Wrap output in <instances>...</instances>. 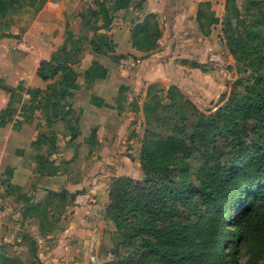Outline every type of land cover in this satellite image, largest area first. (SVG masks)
Listing matches in <instances>:
<instances>
[{
	"label": "trees",
	"instance_id": "obj_1",
	"mask_svg": "<svg viewBox=\"0 0 264 264\" xmlns=\"http://www.w3.org/2000/svg\"><path fill=\"white\" fill-rule=\"evenodd\" d=\"M108 1L103 0L100 10L93 14L97 19L101 18L103 24L94 28L91 39L71 50L66 49L65 42L51 60L41 63L38 76L49 82L45 90L26 88L23 84L10 87L0 79V88L10 95L7 107L0 114V126H5L14 116L16 105L25 92L30 98L22 105L24 121H33L36 113L41 112L49 123H66L72 139L79 135L78 129L70 128L68 124L70 111L67 110V100L78 87L80 74L75 65L79 62V53L84 45H89L95 54L112 56L113 43L99 30L110 27L112 11L129 7L132 0H115L112 7L107 6ZM247 1L250 5L255 3L254 0ZM260 1L261 6L251 10L246 7L241 9L234 0H227L223 22V41L228 51L237 62L244 63L240 71L245 72L248 67H253V72L258 73L253 76V84L244 86L238 81L229 94L222 95V100L227 102L225 106L210 114L200 111L176 86H171L164 96L152 94L145 104L144 135L141 139L143 167L146 174L153 172L157 176L134 190L129 189L132 184L130 177L116 180L106 206L108 220L118 227L124 226L119 236L130 253L131 257L127 258L130 264H183L187 257L197 264H223L225 253L220 251L221 238L225 220L235 209L243 213L239 214V218L235 217L238 230L235 236H230L233 241L235 237H242L245 241L251 235L264 234V0ZM0 10L3 15L7 14L8 3L5 0H0ZM198 22L204 36L209 35L212 27L219 23L210 2L200 3ZM161 35L156 15H151L143 29L133 31L132 39L135 47L150 52L157 49ZM149 40L154 41L150 46L146 45ZM107 76L108 69L97 61L85 72L89 85ZM92 102L98 106L104 104L95 97ZM239 112L250 121L243 128L237 119ZM157 128H163L164 133L156 134ZM166 131L173 132L165 135ZM228 133L230 136H227ZM95 136L96 132L93 131L89 138L92 145L95 144L92 142ZM39 141L47 143L52 152L39 162L38 172L47 176L66 174V169H63L66 162L58 165L51 160V154L57 151L56 132L40 136ZM188 142L204 150L205 155L210 156L212 148H219L220 153L215 152V164L196 186L198 200L185 212L179 208V204L184 205L185 200L179 195V187L188 184V176L183 177L182 182H166V177H170L171 166L177 169L187 166L183 154H191L186 144ZM151 156L156 160H151ZM1 185L6 186L7 190L14 189L9 182H2ZM141 191H146L148 196L143 197ZM4 195L5 192L2 199ZM77 195V192L71 193L67 189L48 190L46 197L38 203L31 202L26 196H22V199L27 201L26 212L38 218L41 233L46 236L58 230L59 216L76 201ZM130 196L134 198L130 199ZM243 204L246 208L242 209ZM131 206L132 209L129 208ZM128 212L133 213V220L127 216ZM196 218L201 219V223H198L202 232L201 242H191L189 239L196 227ZM20 239L0 245V264H25L19 255L15 256L4 249L7 245L22 246L23 243L31 245L29 255L43 264L37 254L36 239L29 233H22ZM154 240L159 241V245L155 246L152 243ZM156 256L157 259L153 261ZM232 259L237 264V258L232 256Z\"/></svg>",
	"mask_w": 264,
	"mask_h": 264
},
{
	"label": "crops",
	"instance_id": "obj_2",
	"mask_svg": "<svg viewBox=\"0 0 264 264\" xmlns=\"http://www.w3.org/2000/svg\"><path fill=\"white\" fill-rule=\"evenodd\" d=\"M102 1L51 0L38 13L34 25L24 33L13 31L15 37L0 38V79L10 87L23 84L26 88L45 90L49 82L38 76L41 63L51 60L64 44L67 27L74 39L84 35L91 39L94 36L90 28L93 25L101 27L103 21L92 16L100 10ZM114 2L109 0L107 6L112 7ZM202 2H210L212 12L219 19L207 36L201 33L198 22ZM226 2L132 0L129 7L112 11L110 27L99 30L113 43L112 56L95 54L89 45H84L82 57L75 65L80 74L78 87L67 100V110L70 111L68 124L79 132L75 139H72L66 123H49L41 112L36 113L33 121H24L21 109L30 97L27 98L25 92L22 94L14 116L5 126H0V184L9 182L14 186L13 190L3 186L5 195L0 201V245L20 241L22 233H29L36 240L44 237L38 218L26 212L28 205L22 196L38 203L46 197L48 190L67 189L71 193L77 192V198L83 199L81 203L75 201L70 204L64 216L82 212V209L91 210L93 215L106 209L109 186L102 184V180L106 182L117 172L109 170L108 164L112 163L115 170L120 167L121 161L129 160L125 154L127 150L129 153L137 151L136 145L141 141L145 126L144 108L150 96H164L171 86H176L198 97V89L207 86L203 81H209L211 77L212 71L206 69L210 55H222L227 65L235 63L223 41ZM151 15H156L162 35L157 49L146 52L135 47L132 33L135 29H143ZM22 43L30 49L21 48ZM122 59L130 61V66L124 70L120 68ZM94 61L108 69V76L89 85L85 72ZM223 68L220 67L222 71ZM215 72L218 73V70ZM94 97L104 104L95 105L92 102ZM9 101L10 95L0 88V114ZM93 131L96 136L92 145L89 138ZM52 132H56L57 151L51 154V160L58 165L66 162L63 169L67 173L63 175L47 176L38 172L39 162L52 152L47 143L39 141L40 136ZM98 160L101 164H96ZM100 169L102 173L98 171ZM90 171H98L96 179H88ZM88 180L94 185L89 186ZM72 219L71 226L62 235L47 236L50 246H56L38 254L43 264H74L71 262L76 255L71 246L74 243L85 248L84 252L80 250L81 253L88 255L90 252L96 224L103 218H84L80 215ZM50 239H53L52 243ZM81 253L78 257H82Z\"/></svg>",
	"mask_w": 264,
	"mask_h": 264
},
{
	"label": "rangeland",
	"instance_id": "obj_3",
	"mask_svg": "<svg viewBox=\"0 0 264 264\" xmlns=\"http://www.w3.org/2000/svg\"><path fill=\"white\" fill-rule=\"evenodd\" d=\"M5 1L8 3V12L7 14L3 15L2 11L0 10V38L5 37L7 35H13V31L19 32L20 34L24 33L27 29H29L30 27H32V25H34L38 13L51 0H5ZM234 1L241 9L246 7L251 10L257 9L259 6H261L262 3L260 0H254L255 3L253 5H250L247 0H234ZM92 17L94 19H97L96 16H92ZM93 26L90 28L92 32L95 28V26L94 27ZM54 35L56 36L57 33H55ZM73 37L74 35L71 33V31H69L67 27L64 34V38H65L64 43L66 42L67 50L74 49L80 43H85L88 41V37H86L85 35L82 37L80 36L81 37L80 39H74ZM153 42H154L153 40L146 41V45L150 46ZM81 57H82V52L79 53V58ZM221 57L223 58V62L225 63L224 57L222 55ZM214 65L215 64L210 62L206 66L207 71H212L211 77L209 81H203L205 84H207V86H203L204 88L198 87L199 88L198 97L196 96V94L186 93L182 89H178L181 94L191 99L198 106L200 111H202L205 114H210L212 112L217 111L219 108L225 106L227 102L225 103V101L222 100V95L229 94L234 84L240 81L242 82V84H244V86L251 85L254 83L253 76L258 74L257 72H253L254 69L253 67H248V69L245 72H241L240 70L241 68H243L244 63L237 62L236 60L233 65H229V64L227 65L226 63L225 65L223 64L222 66L224 67L223 68L224 71H222L219 66L217 65L214 66ZM216 70H218V73L215 72ZM238 102L239 104L242 103L240 100ZM237 119L241 124V128H243L250 122L249 118L248 117L245 118V115L242 112H239L237 114ZM164 131L165 130L163 128L155 129L156 134L164 133ZM172 132L173 131H166L165 135L171 134ZM141 135L143 137L144 131ZM227 136H230V133H228ZM178 137H180V135ZM186 144L191 152L189 156L183 154L184 161L187 166L181 169H177L176 167L171 166L170 177H166V182H170V181L182 182L183 177L188 176L189 179L188 184H186L185 187H179V195L185 198L184 205H181L180 203L179 208H181L182 211L188 212V210H190V208L198 200V197L196 195V186L199 184L200 180H202L205 174H207L211 170V168L216 162L213 159V155L215 154V152L220 153V150L219 148L217 149L212 148L210 150L211 155L208 156L205 155L204 150H199L198 148L190 145L189 142ZM136 147H137L136 152L129 153L128 150L125 152V154L128 155L130 161L124 159V161L120 162L119 168L114 170L115 167L112 169V163L108 164L109 170H112L113 172L117 171L115 173V177H113V175L110 176L109 180L107 178L106 182L102 180V184L105 183V185L107 184L109 186L108 195L114 182L120 178L130 177L132 179V184L131 186H129L130 190H134L135 188H141L145 186L147 180L152 181L154 180V178H156L155 176L157 175L153 172L151 174L145 173L143 167L144 160L142 159L141 141L139 145L138 144L136 145ZM134 153L136 154L135 156L133 155ZM150 159L156 160V157L154 158V156L153 157L151 156ZM96 164H101V160H98ZM98 171L102 173L101 169ZM98 171L95 172L90 171L89 174L87 175L88 179L89 180L96 179L98 176ZM109 173L111 172L109 171ZM89 180L87 182L88 185L93 186L94 185L93 182H90ZM141 193L145 198L148 196L146 191H141ZM132 198H134V196H130V199ZM145 203L147 204V201ZM129 208L132 209V206ZM241 208L243 209L246 207L243 204ZM81 211L82 212H72L65 216L64 214L59 216V222L57 227L58 230L48 234L53 236L62 235L71 226L73 221L72 217L77 218L80 215H82L84 216V218L87 217L93 218V216H97V218L101 216L103 218L100 219V222L101 221L104 222L103 224L102 222L96 224L97 231L93 233L92 242L91 245L89 246L90 252L88 253V255L81 253V251L84 252L85 249L82 248L83 246L80 247L78 246L77 243L71 244V246L74 249V253L76 254L74 260H71V262L74 264L76 263L130 264V261L127 260V258L131 257L129 255L130 253H128L126 247L122 245L123 239L119 236V234L124 230V226L122 225L118 227L116 224L110 222L108 220L107 209H105L103 212L97 211L94 213V215L91 213L92 212L91 210L87 211L82 209ZM241 213L243 212L239 209L232 210L230 217L225 220L226 226L224 227V235L221 238L222 244L220 246L221 253L222 252L225 253V260L223 264H235L234 260L232 259V256H235L237 258V264H264V234L251 235L249 238L247 237L245 241L242 239V237L240 239L235 237L234 241L230 237L231 235L235 236L238 230L237 226H235L237 224V222L235 221V217L238 216L239 218V214ZM132 214H133L132 212L127 213V216H129L131 220H133ZM194 222L196 223V227L193 229L192 233H190L189 239L191 240V242H201L202 232L199 230V226H198V223H201V219L196 218L194 219ZM48 235L44 236L42 240H36L37 254H42L43 252L49 251V249L54 248L56 246V245L50 246V243H48L49 239L47 238ZM50 240L52 243L53 239ZM152 243L155 246L159 245V241L157 240H154ZM30 246L31 245L29 244H27L26 246L7 245L4 247V249L8 250L7 251L8 253H11L15 256L19 255L25 264H40V262L37 261L34 257L28 255ZM229 246H231V251H229L230 249ZM57 247L62 248L61 245H57ZM239 248H241L240 252H239L240 250ZM233 252H235V254L231 255ZM80 253L82 254V257H78L80 256ZM198 253L201 254L199 250ZM218 258L219 256H217V259ZM155 259H157V256L153 258V261ZM183 264H197V262L192 260L191 257H187V260L184 261Z\"/></svg>",
	"mask_w": 264,
	"mask_h": 264
},
{
	"label": "built area",
	"instance_id": "obj_4",
	"mask_svg": "<svg viewBox=\"0 0 264 264\" xmlns=\"http://www.w3.org/2000/svg\"><path fill=\"white\" fill-rule=\"evenodd\" d=\"M20 45H21V48H23L25 50H29L30 49L29 46H27V44H25V43H22ZM209 59H210L211 63H213V64H215V65H217L219 67H223L222 65L225 64L223 62V58L221 57V55H218L216 53L210 55ZM129 66H130V61L128 59H122L121 60V62H120V68L121 69L124 70V69L128 68ZM26 96H27V98L30 97L29 94H27ZM3 194H4V189H3L2 185L0 184V201L2 200ZM82 199H83V197L76 198V202L77 203H81Z\"/></svg>",
	"mask_w": 264,
	"mask_h": 264
}]
</instances>
